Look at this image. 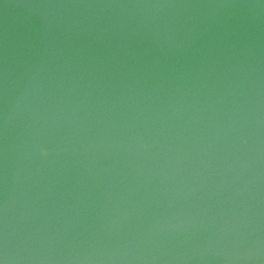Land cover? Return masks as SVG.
Segmentation results:
<instances>
[{
	"label": "water",
	"instance_id": "95a60500",
	"mask_svg": "<svg viewBox=\"0 0 264 264\" xmlns=\"http://www.w3.org/2000/svg\"><path fill=\"white\" fill-rule=\"evenodd\" d=\"M0 264H264V0H0Z\"/></svg>",
	"mask_w": 264,
	"mask_h": 264
}]
</instances>
